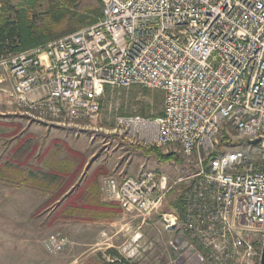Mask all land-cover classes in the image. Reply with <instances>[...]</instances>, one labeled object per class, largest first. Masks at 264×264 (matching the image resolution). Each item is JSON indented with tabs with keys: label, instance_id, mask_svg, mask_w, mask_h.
Wrapping results in <instances>:
<instances>
[{
	"label": "built area",
	"instance_id": "2783aa9c",
	"mask_svg": "<svg viewBox=\"0 0 264 264\" xmlns=\"http://www.w3.org/2000/svg\"><path fill=\"white\" fill-rule=\"evenodd\" d=\"M77 32L0 58L1 81L24 114L46 124L94 121L107 88L164 95L161 114L117 115L132 144L177 153L192 168L175 184L180 214L162 215L201 264H259L264 244V0H100ZM239 142L247 143L243 147ZM173 189L165 174L105 177L106 200L147 218ZM58 253L69 244L50 237Z\"/></svg>",
	"mask_w": 264,
	"mask_h": 264
},
{
	"label": "rangeland",
	"instance_id": "374dc122",
	"mask_svg": "<svg viewBox=\"0 0 264 264\" xmlns=\"http://www.w3.org/2000/svg\"><path fill=\"white\" fill-rule=\"evenodd\" d=\"M5 1L16 10H27L37 29L53 28L54 40L91 26L79 23L69 31L77 21H72L75 16L85 20L101 12L100 0ZM1 70L2 67L0 74ZM101 104L97 120L77 125L46 124L28 116L4 115L0 107V213H14L0 219V264H201L195 245L181 249L183 224L168 231L162 219L165 213L180 214L175 204L185 184L175 182L190 175L191 166L172 151L163 153L175 154L179 162L162 163L147 157L132 147L138 145L115 130L117 115L161 114L163 93L141 86L107 88ZM238 144L249 146L245 142ZM30 170L39 175L60 170L63 180H72L79 187L96 180L105 203H115L103 195L105 177L121 180L155 171L168 176L173 189L161 211L147 218L121 208L111 222L100 218L96 222L56 224L51 220L62 204L51 201L56 187L49 192L30 188L36 182V187L42 186L36 179L28 178ZM17 182L23 185L14 184ZM56 234L69 239L58 253L49 249L50 237ZM113 234L116 240H108ZM107 243L111 244L110 249L106 248Z\"/></svg>",
	"mask_w": 264,
	"mask_h": 264
},
{
	"label": "trees",
	"instance_id": "16d2710c",
	"mask_svg": "<svg viewBox=\"0 0 264 264\" xmlns=\"http://www.w3.org/2000/svg\"><path fill=\"white\" fill-rule=\"evenodd\" d=\"M6 3L8 2L0 0V58L9 52L19 53L43 46L53 39L55 36L53 28L48 27L45 30L37 29L27 10H16ZM97 12L96 16L86 18L85 20H79L75 16L72 21L74 19L77 21H74L75 25H71L69 31L75 30L76 24L79 23H83L84 25L95 24L101 16V12ZM132 147L142 150L147 157H155L162 163L179 162L175 154H165L162 149L157 147L145 148L139 145ZM62 175V172H50L42 174L38 178L37 175L30 173L28 178L33 180L38 179L37 181L42 186L37 187V189L44 192H49L50 188L56 184L55 198L52 199L55 200L64 196L65 192L73 185L72 180H63ZM21 183L17 182L14 184ZM75 187V189H72L75 192L72 194L69 192V194L61 199L62 204L59 203L60 207L56 211V216L52 219V222H96L100 218L106 222H111L121 213V207L118 204L105 203L98 199L96 180L88 181L81 187L78 185H75ZM175 208L180 210L179 200L175 204Z\"/></svg>",
	"mask_w": 264,
	"mask_h": 264
},
{
	"label": "crops",
	"instance_id": "0c3cea01",
	"mask_svg": "<svg viewBox=\"0 0 264 264\" xmlns=\"http://www.w3.org/2000/svg\"><path fill=\"white\" fill-rule=\"evenodd\" d=\"M54 40V39H53ZM53 40H51V41H53ZM4 73H5V71L4 70H1V74H0V91H1V95H0V107H1V109L3 110V114L4 115H14V116H23V117H25L26 115L24 114V111L22 110V109H19L12 101H10L9 100V98H8V96H7V94H6V91H9V90H11V88H12V82H10V81H1L2 80V77H3V75H4ZM56 172H61L60 170H56ZM30 173H32V174H35V175H37V177L38 178H40V175L39 174H36L37 172H34V171H32V170H30L29 171V173H28V177H29V174ZM26 176V177H27ZM25 177V178H26ZM35 181H37V180H35ZM60 183V182H59ZM9 184H7V186H8ZM20 185H23V183H21ZM31 185V184H30ZM75 185H77V184H73V185H71V187L69 188V190L68 191H66L65 192V194H64V196H61V197H59L58 199H55V200H52L53 202H56L57 204H59V203H62L61 202V199L62 198H64L67 194H69V192H71V194L73 193V192H75L74 190H72L73 188L75 189L76 187H75ZM37 182H36V184H32V186L30 187V188H32V189H37ZM52 187H56V184L55 185H53ZM59 187V186H58ZM36 192V191H35ZM54 193H56V188H55V191H54ZM97 194H98V199L99 200H102L101 199V196H100V193H99V187L97 186ZM5 196V198H7V196H8V194H6V195H4ZM65 201V200H64ZM28 208H29V205H28ZM11 214H14L13 212H6V213H0V219H2V218H5L6 216H9V217H11ZM4 216V217H3ZM56 216V211H55V214L53 215V217H55ZM8 217V218H9ZM52 221V220H51ZM56 224H57V222H55ZM110 224H112V223H110ZM12 237V236H11ZM10 237V238H11ZM112 240L113 239V241H115L116 240V236L113 234V235H111L110 237H109V239L108 240ZM109 242V241H108ZM110 247H111V244L110 243H107V249H110ZM113 259H116L115 257H113Z\"/></svg>",
	"mask_w": 264,
	"mask_h": 264
},
{
	"label": "water",
	"instance_id": "95a60500",
	"mask_svg": "<svg viewBox=\"0 0 264 264\" xmlns=\"http://www.w3.org/2000/svg\"><path fill=\"white\" fill-rule=\"evenodd\" d=\"M249 144L253 145V146H258V145L262 144L263 149H264V140L258 139V140H255V141H250ZM181 240H182V238H179V241H181ZM188 247H189V243L188 242H183V244L181 246V249H186ZM259 264H264V244H263V248H262L261 258H260V263Z\"/></svg>",
	"mask_w": 264,
	"mask_h": 264
}]
</instances>
